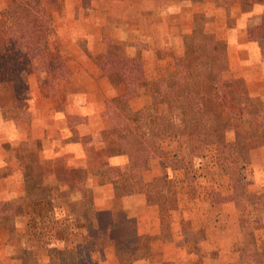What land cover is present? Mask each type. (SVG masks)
Wrapping results in <instances>:
<instances>
[{"label": "crops", "instance_id": "0c3cea01", "mask_svg": "<svg viewBox=\"0 0 264 264\" xmlns=\"http://www.w3.org/2000/svg\"><path fill=\"white\" fill-rule=\"evenodd\" d=\"M5 7L0 0V32L6 30ZM84 10L82 0H63L61 17L53 19L55 32L48 41L49 49L70 71L60 91L63 110H58L56 99L40 93L33 74L28 76L29 90L22 100L24 119L4 118L12 101L0 91V170H10L0 177V202L11 204L14 212L10 228L0 225V264H52V248L82 244L90 246L94 264H120L115 254L120 224L132 229L137 241L131 242L142 250L130 264H264V206L257 199L264 192L256 187L264 181V147L254 151L251 176L255 182L245 191L253 195V203L236 204L230 191L222 193L218 203H211L208 195L201 197L195 210L187 197L186 204L180 203L178 195V209L169 211L168 221L160 217L153 193L118 197L112 184H102L89 174L84 183L92 192L95 223L107 225L103 237L92 238L86 225L67 217L66 201L79 198L77 192L68 199L41 204L27 197L19 162L5 152L6 144L11 149L40 146L42 156L37 163L43 172L38 180L43 186L59 184L60 191L67 190L83 169L127 167L124 156L94 153L106 127L105 102L118 94L98 65L109 44L121 46L127 57L139 52L142 69L151 77L158 69L168 68L172 53L182 51L184 36L198 43L210 33L226 44L227 77L242 80L249 96L264 104V55L248 31L264 16V2L243 6L238 0H91L89 13ZM82 41L86 50L78 44ZM135 46L142 47L136 50ZM143 101L132 99L131 109H140ZM68 116L86 119L85 124L73 127L76 140H70ZM147 169L146 181L160 172L168 180L175 179L158 161L150 162Z\"/></svg>", "mask_w": 264, "mask_h": 264}, {"label": "trees", "instance_id": "16d2710c", "mask_svg": "<svg viewBox=\"0 0 264 264\" xmlns=\"http://www.w3.org/2000/svg\"><path fill=\"white\" fill-rule=\"evenodd\" d=\"M238 1L243 6L264 2ZM62 2L9 0L2 11L8 42L7 48L0 52V91L12 101V107L3 114L6 119L26 116L22 100L28 93V76L32 74L37 78L40 93L56 99L58 110H63L60 91L70 71L48 46L55 32L53 19L61 13ZM248 31L250 38L259 42L264 55V16ZM182 43V51L171 54L168 68L163 72L158 69L151 77H146L142 69L139 52L117 61L114 46L109 44L105 54L99 57L98 65L118 94L105 102L106 127L101 132V146L94 153L109 158L124 156L126 169L113 166L83 169L77 172L75 182L67 190L60 191L59 184L51 182L43 186L41 181L34 180V164L24 162L17 154L29 199L39 204L50 203L58 198L68 199L71 193L77 192L79 198L66 201V215L76 224L86 225L88 234L98 238L105 236L107 225L95 223L92 192L84 183L89 174L98 177L102 184H112L118 197L153 193L161 211H166L169 202L174 200L165 189L168 179L145 180L147 163L153 161L172 171L176 169V158L185 167L190 166L194 158L211 159L212 166L222 168L230 178L233 176L232 181L238 188L242 187L254 151L264 147V104L249 96L242 80L225 76L228 71L225 42L206 32L198 43L189 35L183 37ZM209 76L214 78L212 87H207L204 81ZM137 97L144 101L142 107L134 111L130 101ZM75 123L85 124L86 119L68 116V126L72 129L70 140L78 139L73 128L78 125ZM9 171L0 170V177ZM241 189L242 194L232 193L231 200L238 205L251 203L253 195L246 194V187ZM262 198L264 206V196ZM12 209L11 204L0 202V225H12ZM123 221L120 223H127ZM120 226L116 227L115 254L120 264H130L142 250L138 243L131 242L137 241L132 229ZM90 251V246L82 244L73 248H52L49 254L52 264H93ZM76 256L80 257L79 263L73 262Z\"/></svg>", "mask_w": 264, "mask_h": 264}, {"label": "rangeland", "instance_id": "374dc122", "mask_svg": "<svg viewBox=\"0 0 264 264\" xmlns=\"http://www.w3.org/2000/svg\"><path fill=\"white\" fill-rule=\"evenodd\" d=\"M92 1L94 2V0H92ZM2 2H3V4L7 5L9 0H2ZM82 2H83L82 4L84 6V9H85L84 11H85V13L88 14L89 9H90L91 0H85V1L82 0ZM86 3L88 4V6L85 5ZM86 8H88L87 11H86ZM60 14L61 13L55 15L54 18L56 17L59 19L61 17ZM257 32L258 31H256L255 33H257ZM7 42H8V40H7L6 33L2 29V32H0V52H3L7 48L6 47ZM78 44L80 45V47L82 49L86 50V43L84 41H82ZM111 45L115 46V47H113V49H114L115 56L118 58L117 61H120V59H123L127 56V53L124 52V49H122L121 46L114 45V44H111ZM139 47H142V46H135V49L138 50V49H140ZM225 76L227 77V74H225ZM204 81H205L207 87H212V83H214V78L212 76L211 77L210 76L205 77ZM75 124H79V123H75ZM79 125H81V124H79ZM4 150H5V152H7L9 154V157H11V155H14L13 156L14 159L18 160L17 159V154H18V155H20L21 160H23L24 162L33 163L35 166L34 167L35 169H34V173H33L32 178L34 180H38L41 177L42 172H43V167L37 163L38 161L41 160V156H42L41 152H40L41 151L40 146H37L36 148L33 147V148H31V150L27 146H23V145H20L18 148L11 149L10 145L6 144V145H4ZM9 159H11V158H9ZM175 160L176 161H174V163H176V167H175L176 169L172 170V171L170 170L171 172H173L175 179L168 180L169 182L166 184V187H165L167 194H168V197L172 198V200H174V201H173V203L169 202V206H168L166 211H164V210L161 211V209L158 207L160 217H162V220L164 219V221L171 220L170 216H172V215H170L169 211H175L176 209H178L179 202H177V200H176L178 195H179L180 200H181L180 203H182L183 205L186 204V198L185 197H187L188 204L194 205L193 207L196 210L197 209L196 205H199V203L202 202L201 197H204V196L207 197L206 195H208L209 199L208 198L207 199L210 200L211 203H218L220 201V195H221V197L223 196L222 193L225 194L226 192L231 191L232 193L235 192L234 194L239 196L242 194L241 188L243 186H244V188L245 187L248 188L251 185V183H253V185H254V182H255V181H253L252 176H251L253 173L251 167L246 171L247 180L242 184V187L238 188L236 186V184H234V182L232 181L233 176L230 178L227 175V173L224 170H222V168H219L218 166L217 167L212 166L210 163V161L212 162L211 159L208 160V159H203V158H194L192 160V162L189 164L190 166H187V167L183 166L184 164L182 165L180 163L179 158H176ZM148 166H149V164L147 163V168H148ZM6 167L9 168V164ZM21 172L23 174L22 169H21ZM157 174H158L156 176L157 178H159V177L165 178L162 175V172L157 173ZM256 187L258 189H261L264 192V181ZM182 196H184V197H182ZM261 198H262V196L260 198L259 197L257 198L259 200V202H262ZM153 200H156V199L153 198ZM183 200L185 201L184 203H183ZM227 200H228V198H227ZM7 204H9V203H7ZM193 207L191 208V210H193ZM196 215H197V213H196ZM58 216H59V214H58ZM261 217H262V215H261ZM254 219L258 220L259 217L254 216ZM256 220H253V222ZM13 222H14V220H13ZM251 231H252V229L250 231L247 230V232H251ZM73 262L74 263L76 262V257L73 259Z\"/></svg>", "mask_w": 264, "mask_h": 264}]
</instances>
